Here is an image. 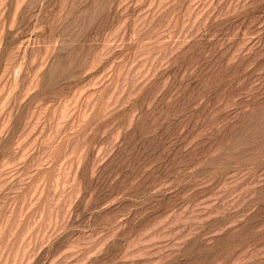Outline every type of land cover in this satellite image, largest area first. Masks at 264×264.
I'll use <instances>...</instances> for the list:
<instances>
[{"label": "rangeland", "instance_id": "rangeland-1", "mask_svg": "<svg viewBox=\"0 0 264 264\" xmlns=\"http://www.w3.org/2000/svg\"><path fill=\"white\" fill-rule=\"evenodd\" d=\"M0 264H264V0H0Z\"/></svg>", "mask_w": 264, "mask_h": 264}]
</instances>
